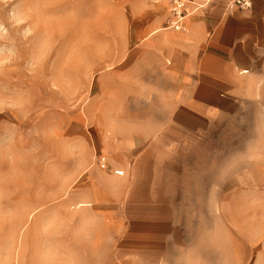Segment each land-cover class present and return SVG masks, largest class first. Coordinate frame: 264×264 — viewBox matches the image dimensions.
Masks as SVG:
<instances>
[{"label": "rangeland", "instance_id": "374dc122", "mask_svg": "<svg viewBox=\"0 0 264 264\" xmlns=\"http://www.w3.org/2000/svg\"><path fill=\"white\" fill-rule=\"evenodd\" d=\"M197 2L0 0V264H264V83L193 120Z\"/></svg>", "mask_w": 264, "mask_h": 264}, {"label": "crops", "instance_id": "0c3cea01", "mask_svg": "<svg viewBox=\"0 0 264 264\" xmlns=\"http://www.w3.org/2000/svg\"><path fill=\"white\" fill-rule=\"evenodd\" d=\"M220 1L219 7L205 11L206 18L199 15L190 25L195 41L189 47L191 79L197 88L187 91V97L193 99V120L203 130L230 122L237 99L254 96L244 88L246 84L264 83V0H252L250 11L233 13L223 10L226 0Z\"/></svg>", "mask_w": 264, "mask_h": 264}, {"label": "built area", "instance_id": "2783aa9c", "mask_svg": "<svg viewBox=\"0 0 264 264\" xmlns=\"http://www.w3.org/2000/svg\"><path fill=\"white\" fill-rule=\"evenodd\" d=\"M198 0H169L170 12L167 18L168 29L174 32L183 30L185 19L203 7ZM208 1H206L207 3ZM252 9V0H230L226 5L229 12H246ZM104 168V165H101Z\"/></svg>", "mask_w": 264, "mask_h": 264}]
</instances>
